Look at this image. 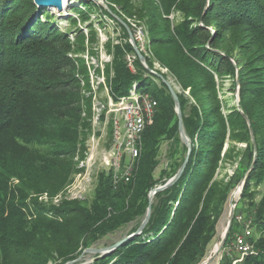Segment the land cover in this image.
Masks as SVG:
<instances>
[{"label": "trees", "instance_id": "obj_1", "mask_svg": "<svg viewBox=\"0 0 264 264\" xmlns=\"http://www.w3.org/2000/svg\"><path fill=\"white\" fill-rule=\"evenodd\" d=\"M83 1L87 10L96 7L92 0ZM109 1L147 23L153 52L183 90L177 94L191 143L188 163L172 185L154 194L150 220L135 234L149 194L159 186L153 177L158 148L164 139H179V117L163 81L166 74H151L139 57L132 70L126 54L134 47L117 44L113 95H128L136 87L158 102L154 122L143 134L137 171L131 182L117 186L111 173H101L90 202L40 201L70 182L78 171L74 158L80 151L83 156L86 126L82 100L74 92L80 80L67 56L68 36L49 21L48 9L34 0H0V264H66L131 223V236L109 253L96 254L91 264H199L235 188L234 176L221 177V171L235 163L243 167L238 182L245 176L240 202L248 210L255 207L246 213L238 202L235 217H252V226L260 230L258 239L251 236L258 254L241 264H264V200H255L264 183V0ZM174 10L184 19L172 27ZM237 72L239 102L229 105L219 97L216 77H231L235 92ZM183 148L162 172L161 185L183 164L189 147ZM230 228L224 249L241 231L236 218ZM223 259L222 264H231L234 258L225 253Z\"/></svg>", "mask_w": 264, "mask_h": 264}, {"label": "rangeland", "instance_id": "obj_2", "mask_svg": "<svg viewBox=\"0 0 264 264\" xmlns=\"http://www.w3.org/2000/svg\"><path fill=\"white\" fill-rule=\"evenodd\" d=\"M67 1L68 4L61 5L60 8L59 6H40L39 4H36L38 7H45V9L47 8V12L50 16L49 21L53 22L58 28H60L62 32L68 36L70 46L68 47L67 56L74 61L77 72L76 76L80 80L79 87L77 90L74 88V92L79 94V97L82 100L81 104L83 112L81 116L84 119L86 126L85 131L87 134L85 140V149L82 152L83 156L80 154V151L74 158L78 171L73 174L70 182L60 192L52 197L48 194H43L39 197L40 201L45 203L51 201L52 204H59L63 199L66 198L68 200L79 199L90 202L94 197L99 175L103 172L108 173V169L102 163L100 155L103 151L108 150L112 143L113 121L115 118V113L111 111V109L113 103H116L122 97H115L112 93V80L114 78L113 59L115 46L117 44L123 43H130L133 47L134 45L138 46L134 36L136 30L142 28L147 42L151 45V50L153 49L148 25L142 18H139L138 15H125L121 11L120 7H118L116 4H112L109 0H103L102 2L98 3L96 2V7L88 10L84 6L83 0ZM136 1H140V4L143 2V0ZM110 6H113L116 9L119 16L111 10ZM77 8L85 11L88 18L83 20L79 16ZM105 10H108L111 15L107 14ZM43 17L44 19L47 18L46 16ZM169 17L172 21V27H175L184 19V15L180 11L176 10L172 11ZM71 18L76 19V22L73 23ZM210 29L213 31L212 26ZM130 31L132 32L133 38L131 37ZM134 54L135 51L128 52L126 54V61L130 64V68L135 71V65L133 64L136 58H134ZM148 58L152 61L153 66L156 63L160 64V61L156 57V54L153 52V50L151 56ZM141 62L149 72L148 68L151 66L148 64L147 59ZM108 68L110 70L109 73ZM164 74H166L167 80L172 83L176 92H183L176 78H174V76L169 71ZM216 79L219 87V97L223 98V100H227L229 105H238L239 72L236 74L237 84L235 92H232L231 90L233 83V79L231 77L226 76L223 81L217 77ZM155 81L160 86L161 81L157 78ZM154 89L155 87H152L151 91H154ZM185 93L189 95V89L186 90ZM93 145L98 146L95 153V160L92 164L86 163V165L83 161L88 154L89 149L93 147ZM185 146L188 145L181 137V134H179V139H164L161 142L160 147L158 148V158L160 163L157 166L153 176L158 182L157 185H161L160 178L162 176V172L164 170L169 171V164H171L176 158L178 160L179 157H181L184 152L183 147ZM237 146L243 147L245 145L238 144ZM243 163L244 165H247V160H243ZM240 173H243V167L238 166L237 163L234 165H226V167L221 171V177L234 176L235 188L231 192L222 217H220L218 220L216 225V234L209 246L208 253L199 264H203V262L212 252L214 246L219 242L224 234L223 230L226 227L231 208V197L235 193V190L237 189L236 187H238L242 179L245 178V176H243L238 182L237 177L239 175L241 176ZM171 178H169V180ZM257 191L258 193L255 200L257 204H259L262 199L264 200V183L257 189ZM153 198L154 196L152 197V201ZM240 198L241 194L239 192L238 197L236 199L234 198V202H240ZM239 204L240 208L244 212L247 213L249 210H253V212H255V207H252V209L249 210L247 209L249 206L244 200ZM133 226L134 223H131L127 227H124L115 233L104 236L90 248H106L113 245L123 237L127 236ZM251 230L258 239L260 235V230L258 227L254 225ZM232 251L233 250H231V252ZM225 253L227 252H225L224 248H222L218 252L212 264H222ZM96 254L98 253L84 249V251H82L81 255L79 256V259L74 264H91L94 262Z\"/></svg>", "mask_w": 264, "mask_h": 264}, {"label": "built area", "instance_id": "obj_3", "mask_svg": "<svg viewBox=\"0 0 264 264\" xmlns=\"http://www.w3.org/2000/svg\"><path fill=\"white\" fill-rule=\"evenodd\" d=\"M134 37L138 48L145 56L150 57L151 45L147 42L142 28L136 30ZM137 57L135 53L134 58ZM148 70L154 75L169 71L159 63L149 67ZM157 105L158 102L151 93L139 91L136 87L128 95L122 96L119 101L113 103L111 111L115 113V118L112 143L109 149L103 151L100 156L116 186L121 182H131L133 179L141 157L143 134L146 128L154 122ZM97 148L98 146L93 145L89 149L83 161L85 164L94 162ZM235 218L241 226V231L235 234L233 242L225 250L226 252L233 250L237 253V257L231 264H241L247 256L257 255L258 251L251 241L253 218L243 213H238Z\"/></svg>", "mask_w": 264, "mask_h": 264}, {"label": "water", "instance_id": "obj_4", "mask_svg": "<svg viewBox=\"0 0 264 264\" xmlns=\"http://www.w3.org/2000/svg\"><path fill=\"white\" fill-rule=\"evenodd\" d=\"M94 2H102L103 0H92ZM34 2L36 4H39L40 6H60L62 5L61 3L63 2V0H34ZM130 34H131V37L133 36L132 35V32L130 31ZM133 38V37H132ZM135 53L137 54V56L139 57V59L141 61L145 60V56L144 54L141 52V50L138 48V46L134 45V50ZM163 81L165 82V84L167 85L172 97L174 98V101H175V104H176V110H177V114H178V117H179V131L181 134V137L183 138V140L187 143L188 145V153L185 157V160L183 161V164L181 165V167L179 168L178 172L176 173V175L171 178L170 180H168L164 185H160V186H157L156 188H154L153 190H151V194H150V197H149V205H148V209H147V213L144 217V219H142L143 221L141 222L138 230L135 232L136 233H140L143 231V229L146 227L147 223L149 222L150 220V217H151V213H152V197L154 196V194L160 190H165V188L169 187L170 185H172L177 179L178 177H180V175L183 173L187 163H188V160L190 158V153H191V143H190V140L188 138V136L186 135L185 133V129H184V125H183V120L182 119V110H181V106L180 103H179V96L174 88V86L172 85L171 82H169L167 79L163 78ZM247 121L248 123L250 124V121L249 119L247 118ZM251 136H252V141L253 143L255 144V137H254V134L251 130ZM244 181H245V178L242 179V181L239 183V186L236 187L237 189L235 190V192L239 191L240 194L242 193V188H243V184H244ZM234 194L232 195L231 197V200H230V213H229V216H228V221H227V224H226V227L225 229L223 230L224 231V234L223 236L221 237V239L219 240V242L217 243L218 244V248H217V251L213 254L210 253V255L208 256V258L203 262V264H212L213 261L215 260L218 252L223 248V244H225L226 242V239L228 237V233H229V230H230V227H231V224L235 218V208H236V205H237V202H234V198H233ZM133 235V234H132ZM131 235H127L125 237H123L122 239H120L119 241H117L116 243H114L113 245L111 246H108L106 248H88L86 250L88 251H92V252H95V253H98L99 254V257L102 256V255H105L107 253H109L111 250H113V248H116L118 247L119 245H121L126 239H128ZM97 258V257H96ZM95 258V259H96ZM79 258H77L76 260H73V261H70L69 263L67 262L66 264H74Z\"/></svg>", "mask_w": 264, "mask_h": 264}, {"label": "bare ground", "instance_id": "obj_5", "mask_svg": "<svg viewBox=\"0 0 264 264\" xmlns=\"http://www.w3.org/2000/svg\"><path fill=\"white\" fill-rule=\"evenodd\" d=\"M62 5H67L68 4V1L67 0H63V2L61 3ZM239 195V191L235 192L234 193V197L233 198H237ZM217 248H218V244H216L211 252V254L215 253L217 251Z\"/></svg>", "mask_w": 264, "mask_h": 264}, {"label": "crops", "instance_id": "obj_6", "mask_svg": "<svg viewBox=\"0 0 264 264\" xmlns=\"http://www.w3.org/2000/svg\"><path fill=\"white\" fill-rule=\"evenodd\" d=\"M224 251L226 252L227 250L224 249ZM227 253L230 254V256L233 257V258L237 257V253L235 251L227 252Z\"/></svg>", "mask_w": 264, "mask_h": 264}]
</instances>
